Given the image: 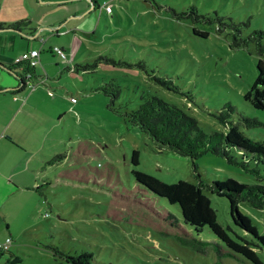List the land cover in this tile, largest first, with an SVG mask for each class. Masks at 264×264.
Instances as JSON below:
<instances>
[{
  "label": "rangeland",
  "instance_id": "obj_1",
  "mask_svg": "<svg viewBox=\"0 0 264 264\" xmlns=\"http://www.w3.org/2000/svg\"><path fill=\"white\" fill-rule=\"evenodd\" d=\"M96 1L100 6L94 9L92 0H0V23L31 21L20 30L0 27V51L15 58L28 47L40 49L39 68L61 101L54 105L46 95L43 102L56 112L50 113L49 142L58 140L45 150L43 163L33 164L42 170V190L34 199L17 193L2 204L9 225L0 229V242L10 238L13 255L1 256L0 263L71 264L58 252L64 251L89 252L97 264H252L240 255H219L220 240L209 226L195 232L180 205L140 185L132 169L167 182L234 177L264 183V177L211 151L195 160V169L190 157L160 148L126 112L152 93L195 116L205 131L226 132L214 113L231 103L230 119L247 136L264 140V109L244 96L258 75L255 45L234 48L228 35L234 28L219 22L232 18L243 35L264 29V0H109L111 13L104 5L108 0ZM190 6L196 10L189 12ZM59 25L64 33L54 31ZM194 28L208 35L195 34ZM56 46L65 57L53 51ZM3 74L14 80L8 71ZM159 78L171 81L169 87ZM111 82L120 88L114 103L99 88ZM241 116L258 122L248 124ZM134 149L140 151L136 166ZM229 151L264 174V159L256 162L239 148ZM60 153V162L48 163ZM206 193L219 221L231 233L244 234L233 221L229 199ZM240 208L264 232V209L247 203ZM260 255L264 260V252Z\"/></svg>",
  "mask_w": 264,
  "mask_h": 264
},
{
  "label": "trees",
  "instance_id": "obj_2",
  "mask_svg": "<svg viewBox=\"0 0 264 264\" xmlns=\"http://www.w3.org/2000/svg\"><path fill=\"white\" fill-rule=\"evenodd\" d=\"M99 6L100 4L96 0H92V8L96 9ZM191 9L196 10V7L190 6L189 12ZM223 19V17L221 20L219 18L221 25L234 28L233 31L228 32L232 40L231 45L234 48L255 45L254 49L258 55V75L244 96L255 107L264 109V29H255L248 35H243L240 23L234 22L232 18H229V22L223 21ZM30 22L29 19H24L6 25L20 30L22 25L27 26ZM6 25L0 23L1 28ZM193 32L202 36L208 35L207 31H199L196 28L193 29ZM0 66L17 75L23 82L26 71L36 69L28 62L8 64L0 62ZM18 68H21V70L18 71ZM158 80L168 87L171 82L162 78ZM173 87L178 90L177 87ZM99 88L105 91L106 94L111 95V103H114V99L120 93L119 86L113 82L105 83ZM234 112L235 107L231 103H226L221 110L214 113L227 126L226 132H207L195 116L189 114L177 104L169 102L159 95L147 93L141 96V102L135 109L126 112V118L131 124L138 126L140 130L150 135L160 148H169L178 154L190 157L193 160L195 169H197L195 160L211 151L224 155L230 162L240 164L245 170L257 175L259 178H263L264 174H261L257 165L250 166L249 160L237 161L229 151L231 147L239 148L250 153L256 162L264 159V140H254L247 136L239 125L230 119ZM241 117L248 124L258 122L245 116ZM139 156L140 151L134 149L131 161L135 166L140 163ZM63 157L64 154H57L48 163L60 162ZM132 173L136 181L146 189L167 198L171 203H178L184 222L190 225L195 232L201 233L205 226H209L221 242H216L215 246L219 255L236 257L240 255L252 264H264V260L260 255L261 252H264V232H261L253 218L240 208L242 203H247L255 209H264V183H246L234 177L215 179L211 183L203 181L195 183L186 179L167 182L137 168H133ZM46 184H50V181H46ZM42 187L43 184H39L36 189L42 190ZM206 191L229 199L233 221L244 231V234L231 233V228H226L219 221L211 198ZM168 217L176 226V219L172 215ZM196 241L200 245L209 244L208 241L198 239ZM198 248L204 249L200 246ZM58 252L65 255V261L71 264H97L93 255L89 252L79 254ZM7 253L13 255L8 248L0 249V257ZM10 261L7 260L8 263Z\"/></svg>",
  "mask_w": 264,
  "mask_h": 264
},
{
  "label": "crops",
  "instance_id": "obj_3",
  "mask_svg": "<svg viewBox=\"0 0 264 264\" xmlns=\"http://www.w3.org/2000/svg\"><path fill=\"white\" fill-rule=\"evenodd\" d=\"M63 22L65 19L60 23ZM60 26L54 31L65 32ZM31 49L37 48L28 47L21 52ZM18 56L15 55L14 58L13 55L0 51V62L13 63ZM4 70L8 71L0 66V229L7 221L6 211L2 209L7 197L23 193L29 194V197L34 199V195L39 192L36 187L43 184L38 183L43 177L42 170L34 168L33 164L41 163L45 150L55 147L58 140L53 138L49 142L54 129L53 122H50L52 109L45 107L43 102L46 95L53 100L54 105L61 102L56 98L55 89L50 88L52 80L49 76L47 82H39L32 90L27 83L10 71L8 74L13 76L14 80L5 77ZM39 73L40 70L36 75ZM36 75L35 79L38 81L39 76ZM59 114L61 115L62 112ZM7 224L9 225L8 221Z\"/></svg>",
  "mask_w": 264,
  "mask_h": 264
},
{
  "label": "built area",
  "instance_id": "obj_4",
  "mask_svg": "<svg viewBox=\"0 0 264 264\" xmlns=\"http://www.w3.org/2000/svg\"><path fill=\"white\" fill-rule=\"evenodd\" d=\"M105 9L107 12L111 13L113 11V4L108 2H105ZM103 6V5H102ZM102 12V10H101ZM57 33H64V31L56 30ZM54 51H57L58 53H61L63 57H65L64 50L62 48H59L56 46ZM40 49H31L23 52L21 55H19L15 62H28L31 66L36 68L34 71H26L24 75V82L27 83L30 89H34L36 85L40 82H47V75L44 72H41L40 66ZM39 68V69H37ZM37 70H40V73L36 75ZM35 75L39 76L38 81L35 79ZM11 242L10 238H7L6 241L0 242V249H6L8 248L9 243Z\"/></svg>",
  "mask_w": 264,
  "mask_h": 264
}]
</instances>
